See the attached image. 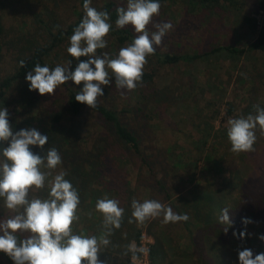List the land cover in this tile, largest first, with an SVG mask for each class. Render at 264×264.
<instances>
[{"label":"rangeland","instance_id":"374dc122","mask_svg":"<svg viewBox=\"0 0 264 264\" xmlns=\"http://www.w3.org/2000/svg\"><path fill=\"white\" fill-rule=\"evenodd\" d=\"M2 1L5 3L3 8L5 33L0 42L2 44L0 79L14 72L15 55L23 45L24 37L22 38V35L15 31L18 24L22 23L21 29L29 36L26 38L45 45L48 35L39 20L43 24L47 23L55 32V25L65 29L76 21L79 15L82 17L85 15L80 0ZM106 1L110 0H91L90 6L99 9ZM111 1L120 6H126L127 3V0ZM261 1L263 0H222L217 7L206 11L195 10L192 13H189L181 0H167L160 3L159 14L153 17V22H171L173 27L163 37L162 44L157 46V51L161 54L200 55L209 53L210 55L191 63L171 66L158 64L154 60L148 61L143 70L149 72L153 69L156 73L151 84H137L135 89L123 90V94H121V90L116 89L113 78L110 86L102 85L104 96L97 98V104L118 112L121 123L137 134L141 151L145 153V156H157L166 151V160L163 163V165L167 164L166 170L158 172L157 177L158 180H165L170 192L197 185L204 189L209 188L219 201L217 193L223 189L222 183L217 177L212 178V175L205 173L206 150L198 142L199 139L209 135L208 144L214 143L219 149L215 158L218 159L223 155L225 161L222 162V165L226 171L222 177L228 178L229 170L238 171L242 176L243 189L247 194L245 201L249 203L250 208H257V214L264 217V206L258 204V198L264 188V134L257 128V139L253 150L240 153L231 151V143L227 136V121L230 118L246 116L244 110L247 106L257 104L264 107V52H247L239 55L237 59L229 58L226 51L223 50L210 53L213 49L221 46L245 48V45L256 39L258 30L255 19L261 9ZM148 27L150 31L154 30L151 25ZM130 29L136 36L138 35L132 27ZM109 39L111 40V38ZM106 41L108 43V40ZM69 46L70 41L66 40L60 47L53 50L47 60V66L50 69H54L57 65L68 66V61L71 60L70 68L75 70L78 60L67 52ZM98 51L99 49L97 50L98 55H103L106 52L110 58H116L119 53L118 48L111 51V47L110 51L109 48L102 49L101 53ZM85 59L87 57L79 58V60ZM18 87L19 84H14L7 95L8 101H12L8 108L10 117H15V113L11 112V109L13 111L16 105ZM82 87L83 82L76 85L73 81H67L59 85L54 93L42 95L40 104H38L40 107L36 109V112H39L38 115L43 123L48 120L46 115L49 112L61 110L65 106L68 89L76 91ZM35 91L40 95L38 90ZM228 105L233 110L231 114L227 112L230 107ZM29 109L30 106L25 107L26 111ZM99 119L90 110H86L79 117L80 124L78 130H74V134L82 142L81 148L84 152L92 151L95 141L98 143L104 141L98 138L103 133H105L103 136L111 135L108 126ZM43 123L42 125H44ZM63 123L65 126L70 124L68 118ZM31 127L41 131V127L37 125L36 121L25 128ZM118 153L126 165L127 175L124 179L130 183L129 189L134 193V199L148 200L149 192L142 186V181L146 179L145 176H148V173L140 159L127 152L124 146H119ZM87 160L89 161V158ZM106 163H109L108 159H106ZM176 163L178 166L168 168ZM42 170L48 171L47 169ZM108 170V168H104L103 172ZM51 171L52 176L49 177V180L59 174L61 169L57 166ZM193 171L195 181L189 183ZM234 181L238 183V173ZM98 182L104 186V188H99L103 191V198L107 195L110 199L117 200L118 196L114 192L117 185L109 177L103 176L101 179L99 178ZM172 186H177V188L173 189ZM237 189L238 184L232 185L224 199H230L235 203ZM40 190H30L28 198H38L41 194ZM20 211L22 209L19 208L15 212L9 210L5 206L3 198H0V220L7 219ZM78 217L79 219L72 225L75 234L99 237L102 235L101 232L106 230L102 225L103 215L95 208L81 212ZM98 222L100 223L90 230L84 231L85 227ZM148 222H138L136 228L149 235L145 232ZM231 225L235 227L238 223L231 221ZM179 229L180 227L172 229L171 234L176 240L191 246L188 237L181 239L177 236L180 234ZM248 231L252 233L251 229ZM251 233L249 234L251 235ZM18 235L26 238L30 233L21 232ZM238 237L240 236L238 235ZM131 245L134 246V244ZM225 245L231 249L227 244ZM102 247L103 245H101V251ZM246 247L248 248V246ZM224 253L222 258L218 257V260L221 261L220 264H226L228 259L226 254L229 252L224 250ZM198 257L205 259L208 264H219L216 263L215 258L209 256L199 238L194 256L187 253L178 256L177 264H198ZM0 264H13V261H7L0 257Z\"/></svg>","mask_w":264,"mask_h":264},{"label":"trees","instance_id":"16d2710c","mask_svg":"<svg viewBox=\"0 0 264 264\" xmlns=\"http://www.w3.org/2000/svg\"><path fill=\"white\" fill-rule=\"evenodd\" d=\"M165 1L167 0H159L160 3ZM220 1L222 0H181L182 4L187 7L189 13L195 10L206 11L210 8L217 7ZM80 2L83 5L84 0H80ZM4 5L5 3L0 0V42L5 33ZM118 7H120V5L110 0L106 1L102 7L97 9L98 11H107L110 16L109 23L112 27L107 37L104 38L108 40L104 49L109 48V51L110 47L111 51L116 48L120 50L123 47H127L136 37L135 33L130 29V27H132L131 25H127L123 29L116 26L115 21L118 18L116 9ZM260 7H264V0L261 1ZM82 19L83 17L79 15L77 20L65 29L55 25V32L52 31V28L47 23L43 24L42 21L39 20V23L45 28V32L48 35V40L45 42V45H41L38 42L26 38L29 36L21 29L22 23L16 26L15 31L17 34H21L22 38L24 37L23 45L15 55L14 72L0 79V108L6 107L8 109L11 106L12 101H8L7 95L14 84H19L16 105L13 111L11 109V112L15 113V117H10L13 130L15 131L31 126L32 122L36 121L37 125L41 127L40 132L48 136V142L44 148H57L62 157V163L58 165V167L61 171L67 173L65 178L68 179L79 192L81 203L77 209L79 211L78 215L83 211L94 209L96 201L103 198V191L99 188H104V186H102V183L98 182L99 178L101 179L103 176H107L117 185L114 192L118 196L117 201H119V206L125 210L123 220L121 226L118 229L113 228L111 234L107 236L110 243L107 246L103 245L102 251L98 255L99 259L103 264H133L131 262L132 252L129 249V245L134 244V246L138 248V243L144 232L136 228L138 222H128L129 219L132 218L131 202L134 199V193L129 189L130 183L124 179L125 175H127L126 165L123 163L121 155L118 153L119 146H124L127 152L139 158L146 169L148 176H145L146 179L142 181V186L148 190L149 199L158 200L162 204L172 207L176 213L187 214L189 217L187 221L168 224L162 222V217L146 220L149 222L146 223L147 227L145 232L154 239V244L149 251L151 264H177L178 256L185 253L194 256L198 238L206 248L209 256L215 258L216 263L219 264L221 261L218 260V257L222 258L225 255L224 250L229 252L226 254L228 257L226 264H239L238 249L242 250L243 248H247L246 246L252 249L254 256L255 254L264 252V241L258 238L260 235H264V217L257 214V208H250L249 203L245 201L247 194H245V190L243 189V179L238 171H233V169L229 170L228 178L222 177L224 171H226L222 165V162L225 161L222 157L223 155L218 159L215 158V155L219 153V149L214 143H211V145L208 144L209 135L199 139L198 142L206 150L205 173H207V175H212V178L217 177L222 183L223 189L217 193L219 194V201H217L216 196H214L209 188L204 189L197 185L191 188L187 187L184 190L179 188L176 191L170 192V189H168L169 186L165 183V180H158L157 177L158 172H164L166 170L167 164L163 165L166 160V151L157 156H145V153L141 151L137 134L121 123L118 112L100 104H97L96 108L90 109L86 104L77 102L75 96L80 90L75 91L68 89L65 106L61 110L49 112L46 115L48 120L43 123V120H41L38 115L39 112H36V109L40 107V105L38 107V104H40L42 95H38L35 90H29V82L26 80V75L37 63L41 66H47V60L50 54L55 48L60 47L64 41H70V36L74 32V28L78 26ZM108 37L111 38V40ZM1 45L0 43V52ZM245 46V48L221 46L213 49L210 53L213 54L223 50L226 51V55L229 58L237 59L239 55L247 52H264V27L258 32L256 39ZM98 52L101 53L102 49H99ZM208 55L210 54H161L156 50L154 54L146 58L147 61L154 60L158 64L171 66L179 65L180 63H191ZM21 61H25L23 67H21L20 64ZM155 74V70L153 69L149 72L143 70L142 81L138 82V85L151 84ZM29 106L30 109L26 111L25 107ZM86 110H90L94 115L104 121L111 133V135L106 134L103 136V134H105L103 133L102 136H99L98 138L104 141L100 143L95 141L92 146L93 149L90 152H84L82 150V142L74 134V130H78L80 124L79 117L82 116ZM227 112L229 114L233 113L231 106ZM250 113L254 114L253 105L247 106L244 110L246 116ZM21 117L22 119H20ZM67 118L70 124L65 126L63 122ZM42 123L44 125H42ZM30 147L34 152H40L38 147ZM75 152L76 154L74 155ZM86 158H89V161ZM0 159L3 158L0 157ZM106 159L109 160L108 164L106 163ZM173 166L176 167L178 165L176 163L168 166V168H173ZM104 168H108L109 170L103 172ZM237 173L239 178L238 183L234 181ZM191 175L189 183L195 181L194 171ZM138 183L137 181V184ZM236 184H238V189L236 190L237 201L234 203L230 199H224L229 188ZM172 188H177V186H172ZM40 192L41 194L38 198H49V184L47 182L45 187L41 188ZM107 197L109 198V196ZM137 201L143 202L141 200ZM258 204L264 206V188L258 198ZM225 207L228 208L230 221L238 223L237 226H227L219 223L218 216ZM132 219L134 220V218ZM244 219H249L251 223L245 225L243 223ZM99 223L100 222L93 223L92 226L85 227L84 231L87 229L90 230ZM178 227H180V234L177 236L181 239L188 237L191 246L181 243L171 234V230ZM225 227L228 229L227 232L224 230ZM248 229H251L252 233L249 232ZM106 231L107 230L102 231V235L105 234ZM241 231H246L247 233L244 238L238 237ZM233 233H236V235H233ZM249 233H251V235ZM18 238L22 237L18 235ZM224 243L231 247V249L225 247L226 245ZM137 255L138 252L136 253V256ZM0 257H3L7 261L11 260L2 252H0ZM197 263L208 264L207 261L201 257L197 258Z\"/></svg>","mask_w":264,"mask_h":264},{"label":"clouds","instance_id":"9594fccd","mask_svg":"<svg viewBox=\"0 0 264 264\" xmlns=\"http://www.w3.org/2000/svg\"><path fill=\"white\" fill-rule=\"evenodd\" d=\"M91 0H84L85 15L70 36L67 52L78 60L75 70L68 66L57 65L54 69L39 63L29 71L26 80L29 90H38L40 95L52 94L59 85L73 81L76 85L83 82L75 100L86 104L90 109L97 107V98L104 96L103 86H110L114 78L117 90H133L142 81L146 57L156 52L163 37L172 29L171 22H153L159 14V0H127L126 6L116 9L118 18L115 23L123 29L131 25L138 35L127 47L119 50L116 58L108 53L98 55V49H104V39L112 25L109 13L91 7ZM151 25L152 29H149ZM80 57H87L79 60ZM21 67L25 61L20 62ZM254 114L241 115L227 121V136L233 153L249 152L257 139L256 129L264 134V107L253 105ZM48 136L37 128L13 130L10 113L6 107L0 108V198L5 206L15 212L7 219L0 220V252L5 253L13 264H103L98 254L101 245L107 246V238L113 228L121 226L124 209L119 201L107 195L96 201L95 209L103 215L102 225L106 233L97 237L75 234L72 229L74 221L79 219L77 209L80 205L78 190L66 179L67 173L61 171L52 179V171L62 163V157L55 147L44 146ZM30 146L40 149L34 152ZM42 169H47L44 171ZM49 184L46 199H29L32 189H41ZM129 223H144L147 219L162 217L164 224L187 221V214H178L172 207L155 199L143 202L133 199ZM221 224L231 226L228 208L225 207L218 216ZM245 225L251 223L244 219ZM227 232V227H225ZM30 233L26 238H18V233ZM246 231L239 233L244 238ZM236 235V233H233ZM264 241V235L258 237ZM132 259L144 248L129 245ZM239 264H264V252L255 254L250 248L238 249Z\"/></svg>","mask_w":264,"mask_h":264},{"label":"built area","instance_id":"2783aa9c","mask_svg":"<svg viewBox=\"0 0 264 264\" xmlns=\"http://www.w3.org/2000/svg\"><path fill=\"white\" fill-rule=\"evenodd\" d=\"M255 20L256 29L258 32H260L264 27V7L259 9L258 17ZM138 244V248H144L146 251L143 253L138 252L137 259H131V262L133 264H151L149 259V251L151 246L154 244V239L152 236L143 233Z\"/></svg>","mask_w":264,"mask_h":264}]
</instances>
